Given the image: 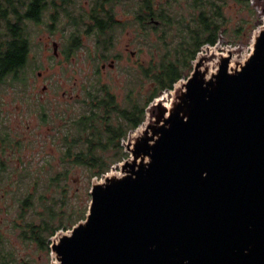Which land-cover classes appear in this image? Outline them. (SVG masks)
<instances>
[{
	"label": "water",
	"instance_id": "obj_1",
	"mask_svg": "<svg viewBox=\"0 0 264 264\" xmlns=\"http://www.w3.org/2000/svg\"><path fill=\"white\" fill-rule=\"evenodd\" d=\"M231 51L210 76L202 54L170 107L154 99L122 175L52 238L56 264H264V25L234 69Z\"/></svg>",
	"mask_w": 264,
	"mask_h": 264
},
{
	"label": "trees",
	"instance_id": "obj_2",
	"mask_svg": "<svg viewBox=\"0 0 264 264\" xmlns=\"http://www.w3.org/2000/svg\"><path fill=\"white\" fill-rule=\"evenodd\" d=\"M221 1L224 0H191L189 20L184 15L179 18L178 12L169 13V4L161 3V12L166 16L157 17L164 25L157 41L151 43L153 57L142 67V72L134 71L131 75L132 88L124 101L119 103L117 96L99 79L87 87L83 91L84 99H77L80 105L77 113L67 116L64 112L53 117L60 121L53 137L58 149V164L51 163L53 158L42 165H48L47 174L34 177L22 156L25 140L12 130L11 118L1 112V94H7L11 88L18 92L24 90L27 74L35 70L31 65L32 52L38 45L36 35L44 15V3L43 0H0V204L5 213L13 212L9 206L17 211L10 225L13 230H20L22 242L33 243L39 250L50 252V239L57 232L72 230L85 220L87 210L78 211L68 198L71 170L84 168L89 179L100 178L109 173L113 165L129 157L121 142L145 122L149 105L163 91L173 90L176 83L188 76L185 71L192 68L202 47L218 42L225 24ZM236 1L248 4V0ZM126 3L136 7L131 10L134 15L145 8L152 16H157L156 0H113L112 11L118 4ZM150 27L145 24L146 31H150ZM72 30L65 44L68 58L80 46V36L93 31ZM100 31L99 36H105L106 29ZM159 50L161 54L156 60L154 57ZM147 85L145 95L139 91L135 94L137 87L144 89ZM45 121L43 119V123ZM53 190L56 194H51ZM0 264H29L17 259L14 248L1 232Z\"/></svg>",
	"mask_w": 264,
	"mask_h": 264
},
{
	"label": "rangeland",
	"instance_id": "obj_3",
	"mask_svg": "<svg viewBox=\"0 0 264 264\" xmlns=\"http://www.w3.org/2000/svg\"><path fill=\"white\" fill-rule=\"evenodd\" d=\"M161 3H168L167 8L169 13L175 14L178 12L179 18L184 15L186 20L190 17V1L191 0H160ZM225 18V24L220 30L218 42L215 45H205L201 48L197 58L193 61V66L185 71V78H182L175 84L173 90L163 91L158 100L170 107L175 96L176 87H181L182 83L186 82L187 78L192 73L196 61L203 55L216 56L215 53L232 52V58L238 60H246L253 51L254 35L259 32L264 25V0H248V4L237 2L236 0H224L220 2ZM128 4L123 8V4L117 7L119 17H122L124 11H128L129 15H133L132 9ZM132 23V20H130ZM72 29H50L48 27H40L37 31L36 42L38 45L34 47L32 52L31 65L32 69L27 74L26 85L24 90L18 92V89H9L7 94H1L2 108L1 112L5 116L11 118L10 126L12 130L25 140L24 154L25 161L33 170L34 177L38 174L45 176L49 169L43 164H48L52 160V164L56 166L58 160L57 144L53 143V137L56 135L55 126L60 125V121L55 120L57 114L68 113L67 116L77 113L79 110L78 100L84 99V90L93 85L97 79L103 85H107L113 94L118 98L119 103L124 101L127 91L132 88L129 81L136 69V62L129 60L130 53L125 52V47L129 43L131 50H143L136 57L143 61L146 65L151 61L153 55L151 53V43L157 41L161 34L158 31H146L144 35V44H141L139 35V27L129 25L127 30L116 31L117 52H122L124 59L117 62L116 67L110 68L109 60H98L94 55V42L91 37H83V45L74 50V54L68 58L65 55V44L67 36L72 32ZM65 32V33H64ZM148 34V36H147ZM139 38V41L137 40ZM53 42L59 44L58 55L54 53ZM160 49V48H159ZM161 51H164L163 49ZM159 50L155 54V59L161 54ZM135 59V60H136ZM107 65L106 71L99 75L97 73L101 65ZM148 86L144 89L137 87L135 94H146ZM72 97V98H71ZM156 103V102H155ZM154 103L147 109L145 122L136 130L129 132L128 136L122 140V145L126 148L129 140H133L137 136L139 129L146 128L151 120V110ZM2 115V116H3ZM43 119L46 120L43 123ZM129 153V152H128ZM130 154V153H129ZM130 157V155H129ZM121 163V162H120ZM120 163L112 166L110 174L122 175ZM48 168V169H47ZM60 170V168L58 169ZM68 180V198L70 204L78 211L87 210L91 202V187L93 182H98L103 177L88 178V174L84 168H73L70 172ZM53 190L51 194H56ZM8 201L12 202L10 199ZM0 232L5 240L14 248L17 259L23 263L29 264H56V258L50 252L42 251L36 248L33 243H24L20 240V230L15 229L10 225L16 219L17 211L13 206H9L10 211L5 213L4 207L0 204ZM15 212V213H14ZM87 217V215H85ZM86 219V218H85ZM21 222V221H17ZM70 230L59 231L57 235L68 233ZM55 238V237H53ZM52 238L50 239L51 243Z\"/></svg>",
	"mask_w": 264,
	"mask_h": 264
},
{
	"label": "flooded vegetation",
	"instance_id": "obj_4",
	"mask_svg": "<svg viewBox=\"0 0 264 264\" xmlns=\"http://www.w3.org/2000/svg\"><path fill=\"white\" fill-rule=\"evenodd\" d=\"M156 2L154 10L157 11V16H152L145 8H140L141 11L137 15H129L126 9L122 13L123 16L119 17L117 7L121 4H118L116 9L112 11L113 0H43L44 15L42 16L40 26L50 29H92L93 31L90 35L83 34L80 36L78 39L80 41L79 48L83 45L84 36L91 37L94 42L93 55L98 60L104 61L110 59L109 67L114 68L117 62L124 59L122 52H117L118 42H116V37H119V35L117 34L116 36V31L118 29L124 31L125 29L127 30L129 25L134 24L138 26L140 30L139 35L143 38L140 39L141 44H144L145 24L151 26L150 29L152 31L160 32V28L164 23L158 20V18L162 19V16L166 15L165 12H161V1L156 0ZM127 6V3L123 4V8ZM130 20H132V23ZM101 29H106L105 36L103 37L99 36L102 33ZM137 40L139 41V38ZM53 49L54 53L58 55L59 44L57 42H53ZM141 50L143 49L141 48ZM141 50H131L129 43L125 47V52L130 53L129 60L136 62V69L139 72H142V67L146 66L143 61L136 59L139 53H142ZM106 67L107 65L103 63L97 73L101 75L106 71Z\"/></svg>",
	"mask_w": 264,
	"mask_h": 264
},
{
	"label": "bare ground",
	"instance_id": "obj_5",
	"mask_svg": "<svg viewBox=\"0 0 264 264\" xmlns=\"http://www.w3.org/2000/svg\"><path fill=\"white\" fill-rule=\"evenodd\" d=\"M216 54V58L208 63H206L209 66V76L211 74H213L217 67H218V63H219V56L221 55V53H215ZM224 56H227L226 53L223 54ZM244 60H238L237 58H232L231 63H230V69H234L237 67V63H242ZM144 130V127H142L141 129L138 130L137 134H139L140 132H142Z\"/></svg>",
	"mask_w": 264,
	"mask_h": 264
}]
</instances>
